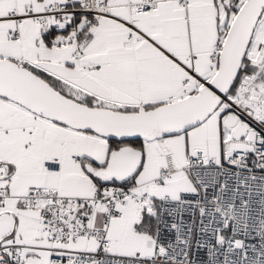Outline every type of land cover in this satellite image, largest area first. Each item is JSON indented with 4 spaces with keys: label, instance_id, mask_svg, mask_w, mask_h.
Returning <instances> with one entry per match:
<instances>
[{
    "label": "snow or ice",
    "instance_id": "obj_1",
    "mask_svg": "<svg viewBox=\"0 0 264 264\" xmlns=\"http://www.w3.org/2000/svg\"><path fill=\"white\" fill-rule=\"evenodd\" d=\"M0 264H264V0H0Z\"/></svg>",
    "mask_w": 264,
    "mask_h": 264
}]
</instances>
